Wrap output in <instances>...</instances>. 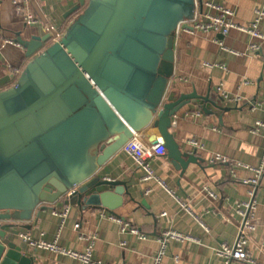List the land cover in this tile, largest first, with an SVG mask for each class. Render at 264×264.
<instances>
[{
	"label": "water",
	"instance_id": "95a60500",
	"mask_svg": "<svg viewBox=\"0 0 264 264\" xmlns=\"http://www.w3.org/2000/svg\"><path fill=\"white\" fill-rule=\"evenodd\" d=\"M198 4L77 0L60 41L50 43L51 32L18 33L26 67L0 81V220L31 223L37 212L64 202L126 222L149 206L134 198L130 181L102 171L138 136L162 145L182 175L201 163L197 150L185 152L176 140L173 118L192 105L222 124L224 114L240 108L228 106L213 85L204 94L182 93L173 83L176 39ZM17 227H0V264H35Z\"/></svg>",
	"mask_w": 264,
	"mask_h": 264
},
{
	"label": "crops",
	"instance_id": "0c3cea01",
	"mask_svg": "<svg viewBox=\"0 0 264 264\" xmlns=\"http://www.w3.org/2000/svg\"><path fill=\"white\" fill-rule=\"evenodd\" d=\"M18 0H0V81L26 67L25 50L15 42L18 33L46 34L67 30L72 18H64L77 0H27L19 8ZM235 12L234 21L249 26L257 18L256 9L264 0H213ZM39 20L28 25L26 18ZM264 36V19L260 22ZM256 44L258 50L251 46ZM18 73V74H21ZM173 83L182 93L197 88L205 93L215 86L228 106L240 108L224 114L223 123L216 115H207L198 107L188 105L174 119L173 133L185 152L197 150L199 165L191 164L185 175L164 157H155L148 139L137 141L135 149L150 163L158 177L145 180L146 171L139 167L125 150L115 156L103 169L104 177L130 181V192L137 201L146 200L149 208H139L122 222L111 218L106 210L81 209L70 206L64 219L61 212L68 206L61 202L52 209L37 212L31 223L16 228V235L28 233L37 240L45 235L53 239L57 234L64 248L84 252L94 243L93 260L85 263L31 246L22 239L28 256L35 264H154L161 249L157 237L164 231L176 230L189 236L186 241H172L162 264H226L218 253L224 245L237 240L239 205L251 198L254 187L243 183L254 177L242 169L232 176L228 165L217 162L218 155L264 167V138L254 134L257 121H264V38L233 28L227 35L217 32L179 30L176 39V75ZM153 133H157L153 130ZM199 143L195 147L193 141ZM258 202L257 230L248 245L253 255L264 262V179L255 189ZM75 223L81 229H75ZM128 224V229L123 230ZM205 226L208 229H205ZM133 228L136 231H133ZM177 259L179 262H177ZM232 264H242L234 261Z\"/></svg>",
	"mask_w": 264,
	"mask_h": 264
},
{
	"label": "built area",
	"instance_id": "2783aa9c",
	"mask_svg": "<svg viewBox=\"0 0 264 264\" xmlns=\"http://www.w3.org/2000/svg\"><path fill=\"white\" fill-rule=\"evenodd\" d=\"M41 1H49V0H41ZM197 4L199 0H196ZM202 1V9H200L199 4L197 5V10L195 17L192 21H185L181 24V28H184L187 31H200L204 33L217 32L222 35H227L229 31L233 28H237L247 34L253 35L258 38H264L261 29L260 22L264 19V6L256 9L257 18L254 23L249 26H240L234 21L235 12L223 4L218 3L213 0H201ZM27 0H18L16 1V5L20 7L26 4ZM39 22L37 18L33 15H30L26 18V23L28 25H35ZM1 30V29H0ZM66 30L60 33L53 34L52 41L50 43H54L56 41H60L65 35ZM251 49L256 51L258 50V46L253 44ZM22 70L16 69V73H20ZM22 73V72H21ZM224 97L229 100L231 103H238V99H233L228 96V94H224ZM176 116L173 118L175 119ZM174 121V120H173ZM252 132L256 135L262 134L264 138V121H257L255 126L252 128ZM145 141L143 136H138L134 140H132L129 145L125 147V151L133 157L135 162L139 167L143 168L146 171L145 180L151 181L158 177L155 175L153 168L150 163L147 161L146 157L141 155L134 147L137 141ZM194 146L199 147V143L197 141L192 142ZM152 154L155 157L165 156V150L162 145L157 144L152 146ZM217 162H222L228 165L229 172L232 176L236 175L237 171L245 169L251 171L254 174L249 180H244L243 183L254 187L250 191L251 198L248 201H244L239 205L238 209V218L235 220V224L237 226V240L233 245H224L219 249L218 253L223 257L226 264H232L234 261L241 262L242 264H264V262L259 261L251 252L248 245L251 241L252 234L257 230L256 225V212L258 209V202L255 200V189L261 184V181L264 179V167L262 166H252L248 163L242 161H234L230 160L224 156L218 155L216 158ZM76 188L70 190L67 194V197H70ZM70 206H68L64 211L61 212V216L64 219L69 215ZM113 219H117L115 216H111ZM119 220V219H118ZM16 223L18 226L24 225V222H15L8 220H0V227L6 224H14ZM75 229L80 230L81 224L75 223ZM128 229V224L123 230ZM205 229H208L205 226ZM133 231L136 229L133 228ZM19 239H22L29 243L31 246L48 250L54 253L61 254L63 256H70L74 259H79L85 263H95L93 260V241L85 235L81 236V239L85 242L91 241L90 246H87L84 252H79L76 250H71L64 248L60 243L59 234H57L53 239L46 238L45 235H42L41 238L35 240L28 233H21ZM189 239V236H185L179 231L176 230H168L164 231L161 235L157 237V241L161 245V249L156 256V260L154 264H162V261L166 255L167 249L172 241H186ZM177 262L179 260L177 259ZM97 264H105L103 262H98Z\"/></svg>",
	"mask_w": 264,
	"mask_h": 264
}]
</instances>
